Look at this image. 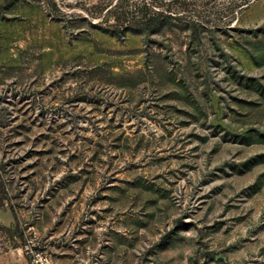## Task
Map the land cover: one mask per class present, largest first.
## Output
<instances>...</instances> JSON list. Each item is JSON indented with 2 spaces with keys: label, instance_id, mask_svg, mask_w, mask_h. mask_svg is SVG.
<instances>
[{
  "label": "rangeland",
  "instance_id": "obj_1",
  "mask_svg": "<svg viewBox=\"0 0 264 264\" xmlns=\"http://www.w3.org/2000/svg\"><path fill=\"white\" fill-rule=\"evenodd\" d=\"M0 178L51 264H264V0H0Z\"/></svg>",
  "mask_w": 264,
  "mask_h": 264
},
{
  "label": "crops",
  "instance_id": "obj_2",
  "mask_svg": "<svg viewBox=\"0 0 264 264\" xmlns=\"http://www.w3.org/2000/svg\"><path fill=\"white\" fill-rule=\"evenodd\" d=\"M16 216L9 207L0 206V228L5 240L0 244V264H30L21 245V237L15 232Z\"/></svg>",
  "mask_w": 264,
  "mask_h": 264
},
{
  "label": "built area",
  "instance_id": "obj_3",
  "mask_svg": "<svg viewBox=\"0 0 264 264\" xmlns=\"http://www.w3.org/2000/svg\"><path fill=\"white\" fill-rule=\"evenodd\" d=\"M25 252L29 255L30 264H51L50 257L41 250H35L26 245Z\"/></svg>",
  "mask_w": 264,
  "mask_h": 264
},
{
  "label": "trees",
  "instance_id": "obj_4",
  "mask_svg": "<svg viewBox=\"0 0 264 264\" xmlns=\"http://www.w3.org/2000/svg\"><path fill=\"white\" fill-rule=\"evenodd\" d=\"M5 196V197H0V203H4V200L6 199V187L4 184V180L2 178H0V196ZM15 232L21 237L23 238L22 234H19L17 227L15 228Z\"/></svg>",
  "mask_w": 264,
  "mask_h": 264
}]
</instances>
